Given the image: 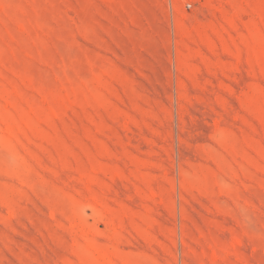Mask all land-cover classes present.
<instances>
[{
    "label": "rangeland",
    "instance_id": "rangeland-1",
    "mask_svg": "<svg viewBox=\"0 0 264 264\" xmlns=\"http://www.w3.org/2000/svg\"><path fill=\"white\" fill-rule=\"evenodd\" d=\"M0 264H264V0H0Z\"/></svg>",
    "mask_w": 264,
    "mask_h": 264
}]
</instances>
